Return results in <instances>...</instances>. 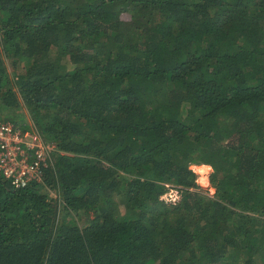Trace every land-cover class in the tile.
Returning a JSON list of instances; mask_svg holds the SVG:
<instances>
[{"label":"trees","instance_id":"16d2710c","mask_svg":"<svg viewBox=\"0 0 264 264\" xmlns=\"http://www.w3.org/2000/svg\"><path fill=\"white\" fill-rule=\"evenodd\" d=\"M5 111L56 153L0 264H264V0H0Z\"/></svg>","mask_w":264,"mask_h":264},{"label":"built area","instance_id":"2783aa9c","mask_svg":"<svg viewBox=\"0 0 264 264\" xmlns=\"http://www.w3.org/2000/svg\"><path fill=\"white\" fill-rule=\"evenodd\" d=\"M52 153H56L53 143L32 130L0 120V176L12 187L41 181Z\"/></svg>","mask_w":264,"mask_h":264},{"label":"rangeland","instance_id":"374dc122","mask_svg":"<svg viewBox=\"0 0 264 264\" xmlns=\"http://www.w3.org/2000/svg\"><path fill=\"white\" fill-rule=\"evenodd\" d=\"M4 63H5V67H6V70L8 73H11V68L8 64V61L7 60H4ZM13 112V111H12ZM12 112H1L0 113V120L1 119H6V118H3L4 116H11L13 115ZM17 113H20L21 115V119L19 122L21 123H24V124H28L29 120H28V117H27V114L25 112V110H17ZM18 126V125H16ZM42 138V137H41ZM196 166L197 165H190V169L195 172L196 174V189L197 191L209 196V197H212L213 196V193H214V187L210 184V175L212 173V168L208 165H205V166H208L209 167V171L207 173V177L205 178V180H200V177L199 175L196 173ZM201 166V165H200ZM211 169V170H210ZM173 197H175V199H173ZM179 198V195H178V192L176 190V188L171 185V184H165L164 185V191L163 193L159 196V200L162 201L163 203L169 205L176 202ZM118 200V198H117ZM59 209H60V205L58 206ZM120 210H122V206H120ZM122 212V211H121ZM58 219L60 218V216L63 214V212L61 210H59L58 212ZM69 219V218H67Z\"/></svg>","mask_w":264,"mask_h":264},{"label":"clouds","instance_id":"9594fccd","mask_svg":"<svg viewBox=\"0 0 264 264\" xmlns=\"http://www.w3.org/2000/svg\"><path fill=\"white\" fill-rule=\"evenodd\" d=\"M211 170V169H210ZM173 199H175V197H173Z\"/></svg>","mask_w":264,"mask_h":264},{"label":"crops","instance_id":"0c3cea01","mask_svg":"<svg viewBox=\"0 0 264 264\" xmlns=\"http://www.w3.org/2000/svg\"><path fill=\"white\" fill-rule=\"evenodd\" d=\"M206 167H208V166H206Z\"/></svg>","mask_w":264,"mask_h":264}]
</instances>
